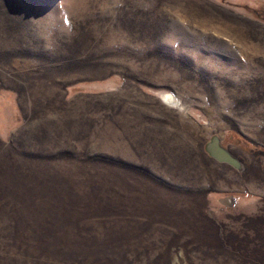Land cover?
<instances>
[{
  "label": "rangeland",
  "instance_id": "obj_1",
  "mask_svg": "<svg viewBox=\"0 0 264 264\" xmlns=\"http://www.w3.org/2000/svg\"><path fill=\"white\" fill-rule=\"evenodd\" d=\"M0 264H264V0H0Z\"/></svg>",
  "mask_w": 264,
  "mask_h": 264
},
{
  "label": "water",
  "instance_id": "obj_2",
  "mask_svg": "<svg viewBox=\"0 0 264 264\" xmlns=\"http://www.w3.org/2000/svg\"><path fill=\"white\" fill-rule=\"evenodd\" d=\"M205 153L220 164L230 165L239 171L243 168L239 159L229 149L222 146L218 136L211 137L210 141L205 145ZM220 203L227 208H232L234 206V198L232 196L223 198L220 200Z\"/></svg>",
  "mask_w": 264,
  "mask_h": 264
},
{
  "label": "bare ground",
  "instance_id": "obj_3",
  "mask_svg": "<svg viewBox=\"0 0 264 264\" xmlns=\"http://www.w3.org/2000/svg\"><path fill=\"white\" fill-rule=\"evenodd\" d=\"M167 99H168V100H171V97L169 96V97H167Z\"/></svg>",
  "mask_w": 264,
  "mask_h": 264
},
{
  "label": "flooded vegetation",
  "instance_id": "obj_4",
  "mask_svg": "<svg viewBox=\"0 0 264 264\" xmlns=\"http://www.w3.org/2000/svg\"><path fill=\"white\" fill-rule=\"evenodd\" d=\"M240 161V160H239ZM241 162V161H240ZM227 165V164H226Z\"/></svg>",
  "mask_w": 264,
  "mask_h": 264
}]
</instances>
